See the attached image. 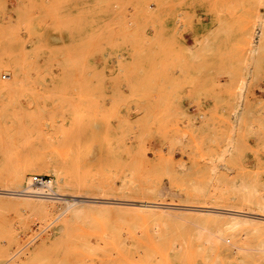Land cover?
<instances>
[{"label": "rangeland", "instance_id": "374dc122", "mask_svg": "<svg viewBox=\"0 0 264 264\" xmlns=\"http://www.w3.org/2000/svg\"><path fill=\"white\" fill-rule=\"evenodd\" d=\"M11 82L0 185L33 174L56 189L57 173L70 189L60 205L0 196V264H264V220L229 218L258 214L245 192H264V147L259 162L247 135L264 116V0H0V83ZM127 182L160 196L125 194Z\"/></svg>", "mask_w": 264, "mask_h": 264}, {"label": "bare ground", "instance_id": "6f19581e", "mask_svg": "<svg viewBox=\"0 0 264 264\" xmlns=\"http://www.w3.org/2000/svg\"><path fill=\"white\" fill-rule=\"evenodd\" d=\"M166 19H163L162 20V23H161V29H160V36H162V38H167L168 42H170V45L171 46H174V43L177 42L171 32V30H167L166 29ZM161 39V38H160ZM256 51V50H255ZM246 64V63H245ZM252 64V63H251ZM254 68V67H253ZM256 71V70H255ZM254 71V72H255ZM252 68L248 69L247 73L244 75V78L242 80V84L238 87V91L235 92L234 94V101H233V105H232V108H231V123H232V132H231V136L230 138L227 140V143L225 144V147H224V151L222 154H224V156H228L230 159V161L233 160V158L238 155L237 154V142H238V139L236 137V133H237V130L238 128L246 123V119H247V116L250 114V108L251 106H249L248 104V101H247V94H246V89L248 87V82L249 80H251L250 78H252ZM256 74V73H255ZM4 77H10V80L12 79L11 76L7 75V76H4ZM255 80V78L253 79ZM255 82V81H254ZM264 83V82H263ZM14 83H9V84H2L0 83V93L1 95L3 96V98L6 100V103L5 105H0V111L5 108V110L7 109V107L9 105H11V99L14 97L15 98V87H14ZM217 99H219L217 97ZM249 99V98H248ZM4 100V101H5ZM17 101V100H16ZM217 101V100H216ZM220 101V99H219ZM11 108V107H10ZM13 111V110H12ZM11 111V112H12ZM262 111V110H261ZM13 113V112H12ZM261 113V112H260ZM264 113V112H263ZM262 113V114H263ZM14 114V113H13ZM214 115V112L211 111L210 115H208V119H209V122H211L213 119V117H215ZM13 116V115H12ZM15 118V116H13ZM12 117V118H13ZM257 117V116H256ZM16 119V118H15ZM213 122V121H212ZM207 123V122H206ZM12 125H13V122L11 119H7L4 123V129L3 131L6 132V134L10 133L12 131ZM2 131V130H1ZM14 131V130H13ZM1 133L0 132V137H1ZM3 134V133H2ZM14 135V133H12ZM5 135V134H4ZM10 135V134H9ZM248 136H252L255 140H256V143L254 145H251L248 143V147L250 149V151L253 153V155L258 159L259 162H262L261 161V152L263 150V147H264V116H259L257 118V123H256V127L253 128L251 131L248 130V133H247ZM15 136V135H14ZM3 139V138H2ZM247 140V139H246ZM5 140H1L0 138V153L2 154V152L4 151V149H2V142H4ZM248 142V141H247ZM4 144V143H3ZM27 148V147H26ZM25 148V149H26ZM28 153V152H27ZM25 155V154H24ZM223 156V155H222ZM223 156V157H224ZM222 157V158H223ZM238 157V156H237ZM221 158V157H220ZM215 161V160H214ZM237 161V159H236ZM10 161H8L9 163ZM7 164V162H6ZM240 164V163H239ZM260 164V163H259ZM33 165V164H32ZM43 165H47L49 166V164L47 163H43ZM231 166V165H230ZM215 168V167H214ZM218 169V168H217ZM55 170V169H54ZM24 171V170H22ZM213 171V170H212ZM31 172H35L36 174H40L42 173L41 171L37 170V169H34L32 167L31 169ZM55 176H56V179H57V185H56V189L54 188L53 186V181H49L48 183L42 185L43 187L45 188H38L33 180L35 178V176L33 174H26L23 178L21 177L22 181L24 179V181L26 182V186L23 188V186H19V185H0V196H9L8 198L10 197H14V198H17L18 199V196L21 197L19 200H21L22 202H25V203H28V202H33V198H39L37 201H34V202H46V203H52L53 201L52 200H55L54 201V204L57 203V204H61V202H65V204H68V202L66 203V200H65V197H67V195L63 194V190L62 189H66V188H69L70 187V184L69 182H67L66 180H64L59 174L55 173ZM20 177V176H19ZM38 177V176H37ZM17 178H18V175H17ZM3 179L1 176H0V180ZM23 181V182H24ZM36 186V187H35ZM70 189V188H69ZM257 190V191H256ZM104 191H107V190H104ZM115 191V190H114ZM121 191H123V193L125 194H134V193H139V194H142V195H147V196H154V197H158L160 196V192L158 193L157 191L154 192V193H150V192H147L143 189V187L141 188H136L135 186L132 185V183L130 184L129 182L127 183H124L122 185V188H121ZM63 192V193H62ZM163 193V191H161V194ZM200 193V192H199ZM202 194V193H201ZM71 195V194H70ZM103 196V195H102ZM162 196V195H161ZM205 196H209L208 194H206ZM245 196L248 197V199L250 198H254L255 201L253 203H255L254 205L256 207H258L260 210H259V213L258 214H255V213H252V212H248V211H241V210H235L233 211L232 213H230V219L233 220L234 223H240L239 221L241 222H245L247 221L246 218L250 217V218H253V219H260V220H264V192H261V190L259 189V186L257 184V182L253 185L252 187V191H247L245 192ZM99 197V196H98ZM89 197L90 199L88 200V205H90V203H100V204H117V202H113V201H104L106 200L107 198H103V197ZM5 198V197H4ZM40 199H43V200H40ZM46 199V200H44ZM112 199V198H111ZM114 199V198H113ZM121 199H123L121 197ZM107 200H110L107 199ZM116 200V199H115ZM124 200V199H123ZM148 200V199H147ZM150 200V199H149ZM142 201V200H141ZM144 201V200H143ZM251 201V200H250ZM129 202V201H128ZM137 202V201H135ZM148 202V201H147ZM146 202V203H147ZM21 203V202H20ZM44 203V204H46ZM125 203V202H124ZM139 203V202H138ZM137 203V204H138ZM141 203V202H140ZM143 203V202H142ZM141 205H145V204H142ZM145 203V202H144ZM153 203V202H152ZM158 203V202H157ZM156 203V204H157ZM164 203V202H163ZM39 204V203H38ZM59 204V205H60ZM121 204V203H120ZM128 204V203H127ZM132 204V203H131ZM148 204V203H147ZM150 204V203H149ZM154 205H156L155 203H153ZM159 204V203H158ZM162 204V203H161ZM165 204V203H164ZM26 205V204H25ZM28 205V204H27ZM43 205V204H42ZM47 205V204H46ZM53 205V204H52ZM130 205V204H128ZM139 205V206H141ZM151 205V204H150ZM167 205V204H166ZM172 205V204H171ZM57 206V205H55ZM64 206V205H63ZM62 206V207H63ZM109 206V205H108ZM135 206V205H134ZM137 206V205H136ZM138 206V208H139ZM147 206V205H146ZM170 206V205H169ZM179 206V205H178ZM149 207V205L147 206ZM144 206V208H147ZM155 207V206H154ZM151 208V207H150ZM149 208V209H150ZM158 209V207H156ZM160 208V207H159ZM148 209V208H147ZM153 209V207H152ZM151 209V210H152ZM217 209V208H216ZM248 209V208H247ZM150 210V211H151ZM156 210V209H155ZM154 210V211H155ZM219 210V209H218ZM202 211V210H201ZM229 211V210H228ZM206 212V211H204ZM251 215H256V216H251ZM218 216V215H217ZM59 218V217H58ZM240 218V219H239ZM243 218V219H241ZM258 221V220H257ZM235 226V225H234ZM12 249V247H10ZM9 253H11L9 251ZM18 254V253H17ZM15 256V255H13ZM9 257V256H8ZM7 258V257H6ZM12 259L10 258L9 260H6V263H8L7 261H11ZM3 262V261H2Z\"/></svg>", "mask_w": 264, "mask_h": 264}, {"label": "built area", "instance_id": "2783aa9c", "mask_svg": "<svg viewBox=\"0 0 264 264\" xmlns=\"http://www.w3.org/2000/svg\"><path fill=\"white\" fill-rule=\"evenodd\" d=\"M4 80H7L9 81L10 80V77H3ZM34 184H38V185H44L46 183L49 182V180H47L46 177H35L34 180H33Z\"/></svg>", "mask_w": 264, "mask_h": 264}]
</instances>
